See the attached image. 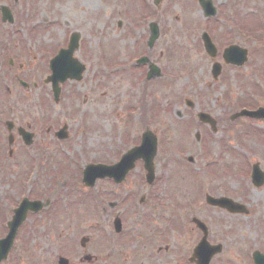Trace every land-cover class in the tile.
Listing matches in <instances>:
<instances>
[{"label":"rangeland","instance_id":"obj_1","mask_svg":"<svg viewBox=\"0 0 264 264\" xmlns=\"http://www.w3.org/2000/svg\"><path fill=\"white\" fill-rule=\"evenodd\" d=\"M210 1L216 15L208 19L198 0H162L158 6L153 0H9L17 18L19 46L31 53V74L27 64L21 71L25 81L26 74L31 78L27 81L31 88H18L17 95L24 98L14 102L12 118L21 124L31 121L34 137L31 151L22 147L11 159L0 160V200L3 191L9 200L29 186L31 199L49 204L27 217L20 234L27 246L2 264H47L36 255L54 256L50 230L61 234L68 248L77 245L81 234L103 229L93 225L112 212L99 199L114 201L123 193L146 201L153 198L167 208L174 199L179 211L161 219L172 227L170 234L176 233L179 247L201 237L191 218L204 222L208 240L222 246L211 264H253V251L264 254V185L256 188L249 179L252 164L259 163L264 171V121L231 119L243 106L264 107V0ZM150 22L158 25L159 38L148 49ZM72 32L80 36L74 58L84 71L79 82L67 80L62 85L55 104L50 84L43 79L50 73L49 59ZM204 32L216 46L215 58L204 51L200 38ZM228 45L248 51V61L240 69L222 62ZM141 56L161 70L159 78L145 80L147 65L134 63ZM214 62L221 64L216 80L210 73ZM186 99L194 104L192 109L185 105ZM199 112L215 120L216 132L198 121ZM63 124L69 136L65 143L53 135ZM146 130L157 141L154 186L146 184L140 160L124 184L113 187L104 179L93 188L82 185L88 165L116 163L138 146ZM2 135L6 137L0 126V139ZM3 148L7 149L6 143ZM12 148L19 150L16 144ZM189 157L192 163L186 161ZM205 195L244 205L249 214L209 207ZM8 200L9 206L0 205V237L9 220L1 215L14 204ZM154 213L146 218L154 220ZM31 246L36 247L34 252ZM187 262L185 257L180 260Z\"/></svg>","mask_w":264,"mask_h":264},{"label":"flooded vegetation","instance_id":"obj_2","mask_svg":"<svg viewBox=\"0 0 264 264\" xmlns=\"http://www.w3.org/2000/svg\"><path fill=\"white\" fill-rule=\"evenodd\" d=\"M3 4L9 7V0L2 1L0 8ZM11 13L13 16L12 23L1 21L0 14V126L1 129H4V135H6V137L2 135V139H0V160L3 157L11 159L14 152L19 154L22 147L31 151V121L21 124L19 118H12L14 112L13 104L18 99L20 101L21 95H17L18 88H31V85L27 83L29 80L27 74H31V53L29 49L23 50L24 48L22 49L19 46L20 40L18 41L17 38L19 28L16 26L17 18L13 10H11ZM9 29L10 31L7 32ZM15 42H17L18 46L15 45ZM67 44L68 41L64 43L63 48ZM20 50H22L21 56L24 57L22 62L25 64L21 62ZM26 64L29 66L26 74L27 81L21 77V71ZM28 82H31V78ZM8 114L11 115L8 116ZM20 128H23L29 134V145L27 147L24 146L19 134ZM3 143H6V150L3 148ZM13 144L17 145L19 149L17 152L15 148H12ZM121 184H124V182ZM112 186L114 187L116 184L112 183ZM19 194L20 191L15 193L12 199L8 200L6 199L7 192L3 191L2 197H4L0 200V203H6L7 200L10 202L14 201V204L7 210V214L1 215L3 218H11L13 209L19 202ZM122 195L124 196L123 198L117 197L114 201L106 200L105 198L99 199V201L106 203L102 204L103 207L105 206L112 210L110 214H106L105 208H101L105 215H102L103 219H99V223H94L93 226L99 228L101 224L103 229L95 230V234H81L77 245L70 248L67 247L68 244L66 245L61 234L50 230L54 256L51 257V254L37 252L36 256L41 259L45 258L50 264H180V260L183 257L188 260L187 264H192L189 262V254H191L194 243L189 244L186 242L181 246L182 248L179 247L176 233L170 234L168 230L172 227L161 219L165 214L172 213L169 215H173L176 211H179L180 206L179 204L177 205L174 199L171 198L169 200L171 204L167 208L160 202L153 201V198L146 201L143 197L132 198L130 194L124 193ZM168 202L166 201L164 204L168 206ZM8 204L7 202V206H9ZM149 212H156L152 214L154 220L146 218V214ZM161 214L163 215L160 217ZM169 215L168 217H170ZM28 219H31V214L28 215ZM6 232L7 230L4 231V234ZM18 232L21 234L22 231ZM46 235L49 236L48 232ZM36 236L42 237V235L35 234L34 237ZM18 237L20 238V236ZM47 237L45 236V238ZM82 238H84V242L81 243L80 240ZM19 241H21V238ZM23 246L27 245H21L19 251L22 250ZM180 248L182 253H187L185 256L181 255ZM33 249L35 250L36 247L31 246L32 251ZM31 264L36 263L31 261Z\"/></svg>","mask_w":264,"mask_h":264},{"label":"water","instance_id":"obj_3","mask_svg":"<svg viewBox=\"0 0 264 264\" xmlns=\"http://www.w3.org/2000/svg\"><path fill=\"white\" fill-rule=\"evenodd\" d=\"M155 4H158L160 0H154ZM200 5L205 13V15L214 14V10L211 7L210 2H205L200 0ZM5 16H7L5 14ZM4 16V17H5ZM150 37L147 42L149 48H152L154 42L158 39L159 33L157 25L152 23L149 25ZM78 40V35L73 34L71 37V41L69 47L65 51H61L50 63V68L52 70V76L48 79L52 82V89L54 92V98L57 100L59 89L57 87L58 82H64L67 79L70 80H80L81 73L83 72V67L79 65L78 62L74 61L71 58V55L76 48ZM204 48L206 53L210 57H215L216 50L211 44L210 40L203 35ZM246 50H242L236 46H231L226 49L222 55L223 61L226 64H233L236 66H241L246 61ZM140 64L148 63L147 58H143L139 60ZM221 66L217 63L213 64L211 74L214 79L220 74ZM159 76V70L153 66H149V71L147 73V79H154ZM188 107H192V103L190 101H186ZM240 115H247L249 117L264 119V109H259L254 113H246L243 112ZM237 116V115H236ZM234 116L233 118H235ZM198 118L203 123H209L214 129L215 122L209 118L207 115L199 114ZM65 127H63L58 133L57 136L60 139L65 138ZM23 139L26 143H28V136L23 135ZM156 154V139L150 132H145L141 137V144L139 147H136L129 152H127L120 160L118 164L112 167H104V166H88L83 172V183L87 187H92L94 185L96 178L110 177L113 178L116 183L121 182L127 172L134 167L135 161L141 159L144 163V169L146 171V181L147 183H151L154 179L153 175V166L152 161ZM191 161V159H189ZM252 182L255 187H261L264 184V173L261 172L258 168V165H254L252 167ZM206 202L212 206H219L227 210L230 213H243L247 214V211L244 207L239 206L237 204L232 203L228 199H212L207 197ZM41 208V204L39 202L29 203L27 201H23L21 206L15 210V215L12 218V221L8 223L9 233L5 239L0 241V262L4 260L12 247V243L16 234L17 229L22 224V222L26 218V214L28 211L37 212ZM197 227H199L204 234L203 239L197 245V247L193 251L192 258H196V264H208L210 259L221 252V246H209L206 242L207 231L202 224L198 221L194 220ZM84 242V241H83ZM261 257H256L254 255V259L256 264L263 262ZM193 260V259H192Z\"/></svg>","mask_w":264,"mask_h":264}]
</instances>
